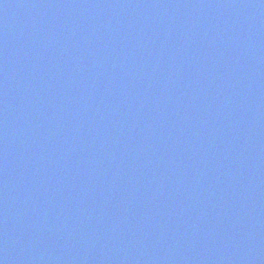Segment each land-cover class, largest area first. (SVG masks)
<instances>
[{"label":"water","instance_id":"obj_1","mask_svg":"<svg viewBox=\"0 0 264 264\" xmlns=\"http://www.w3.org/2000/svg\"><path fill=\"white\" fill-rule=\"evenodd\" d=\"M75 1L65 32L35 39L41 4L30 26V0H0V44L17 42L13 64L0 49V264L104 239L138 259L264 264V117L248 101L264 103V0Z\"/></svg>","mask_w":264,"mask_h":264}]
</instances>
